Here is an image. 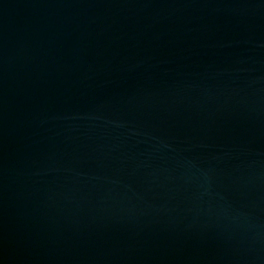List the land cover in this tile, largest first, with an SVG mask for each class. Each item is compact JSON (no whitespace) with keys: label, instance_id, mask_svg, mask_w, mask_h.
<instances>
[{"label":"water","instance_id":"water-1","mask_svg":"<svg viewBox=\"0 0 264 264\" xmlns=\"http://www.w3.org/2000/svg\"><path fill=\"white\" fill-rule=\"evenodd\" d=\"M0 264H264V0H0Z\"/></svg>","mask_w":264,"mask_h":264}]
</instances>
